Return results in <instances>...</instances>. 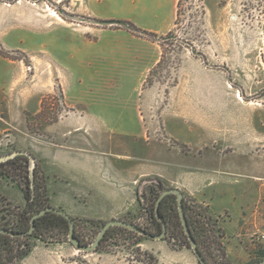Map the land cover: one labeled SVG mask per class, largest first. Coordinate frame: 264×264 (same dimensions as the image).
Instances as JSON below:
<instances>
[{
	"label": "rangeland",
	"instance_id": "rangeland-1",
	"mask_svg": "<svg viewBox=\"0 0 264 264\" xmlns=\"http://www.w3.org/2000/svg\"><path fill=\"white\" fill-rule=\"evenodd\" d=\"M24 1L40 4L41 10L54 16L56 23L47 31L55 41L48 42L45 32L34 49L14 41L19 49L7 52L13 63L0 64V97L15 99L17 104L10 112L0 110V120L6 124L0 134V156L18 150L35 155L46 177L52 208L66 212L60 209L64 206L62 197L72 195L84 210L77 219L81 220L79 231L86 245L95 241L110 220L155 232L149 211L159 191L157 181L165 189L176 188L187 169L216 178L208 192L218 210L235 211L242 200L257 197L260 186L264 188V0H179L171 34L163 42V61L149 78L150 85L145 84L149 73L138 70L125 78L115 71L114 78L125 80L112 85L114 30H129L103 18L107 7L98 8L92 4L95 0ZM0 2L11 6L18 0ZM93 13L100 18L92 17ZM116 39L122 41L119 36ZM78 55L85 58L83 63L78 62ZM200 71L221 89L191 95L188 85ZM38 85L54 86L55 91L42 95ZM31 92L37 95L32 101L18 103ZM199 94L204 101L221 102L223 110L218 116L210 109L203 117L207 123H220L227 133L220 129L207 133L200 125L175 120L185 118L184 111L191 101H200ZM48 96L41 111L40 101ZM195 110L204 108L196 104ZM244 125L250 126L255 146L239 148L235 143ZM46 156H52L47 163ZM57 156L64 159L56 162ZM15 168H0L9 176L0 175V220L12 224L25 206L22 190L28 166L18 160ZM84 168L89 169L91 180L105 184L104 204L96 199L95 189L86 190L80 182L69 179L83 175ZM187 197L206 209L216 225L215 236L222 235L218 217L197 198ZM53 235L45 242L34 236L11 237L6 242L13 249L27 243L31 249L73 250V258L68 257L72 264H146L150 259L144 253L148 251L140 245L148 243H160L172 252L191 251L180 241H136L114 232L97 251L84 253L68 243L67 235L58 231ZM262 235L264 230L251 237V250L261 247ZM217 241L222 244L220 238ZM216 245L215 241L203 248L209 263L230 264ZM24 258L11 264H24Z\"/></svg>",
	"mask_w": 264,
	"mask_h": 264
},
{
	"label": "crops",
	"instance_id": "crops-1",
	"mask_svg": "<svg viewBox=\"0 0 264 264\" xmlns=\"http://www.w3.org/2000/svg\"><path fill=\"white\" fill-rule=\"evenodd\" d=\"M83 1L84 0H81V2ZM92 4H96L98 8L101 6L107 7V15H104L103 18L109 21L124 20L125 22L134 23L142 27V29L147 30V32L155 33L157 37H160L170 31L171 24L173 23V16L175 17L177 0H95ZM92 17L100 18L99 15L96 16L94 13ZM147 21L153 24L151 26L145 25L144 23ZM55 23L56 20L54 16L49 11L41 10L40 4L32 5L24 0H18L16 4L9 6L5 2H0V48H3L6 52L17 50L19 49V45H14V41H16L19 42V44H28L27 47L34 49L39 35L41 36L44 32L48 42L53 43L55 40L50 36L47 30L54 26ZM118 36L121 37V42L117 41L116 38H118ZM157 44L156 40H149L148 38H143L140 35L133 34L123 29L114 30V43L113 46L110 47V51L113 53L112 85H117V80H125L122 78H114L116 75L115 71L117 70L121 72L123 78L129 77V75L132 76L137 70L144 75L149 73L161 60V49ZM77 57L79 63L84 62L85 58L83 56L78 55ZM91 59H95V55L93 58L91 57ZM7 61L13 63L10 59L0 56V64L7 65ZM209 78L210 77L207 76L205 72H196L192 83L188 85V92H191V95H195V93L200 92H215L218 88L220 90L221 86L213 85L208 80ZM2 79H0V83ZM33 79L35 82V76H33ZM59 84L62 88V83ZM44 87L43 85H38L37 87L42 95L51 94L55 91L54 86L50 87L47 85L46 88ZM36 96L35 93L31 92V94L27 95L24 99L20 98L18 103L23 105L28 104L29 101H32ZM201 97L203 98V96L199 94L198 98L200 101H191L189 105L187 104L189 108L187 107L188 109L183 113L184 119L175 120L200 125L207 133L216 132L218 129L221 130V133H227V129L223 131V129H225L224 126L221 125V128L219 127L220 123H207L203 117L204 114L209 113L210 109L214 110V113L218 116L221 110H223L221 102L219 100L212 101L210 99L204 101ZM196 104L203 107L204 110L196 111ZM16 105L15 99L0 97V110L10 112ZM245 121L247 122V120ZM5 125V122L0 120V134L6 130ZM244 126H242L243 129L238 130L240 135L238 139H235V143L238 144L239 148H246L251 145L255 146V143L249 136V130H251L250 126ZM216 137L217 136L213 137L214 139L212 138L213 142H215ZM201 146L202 144L198 146V148ZM51 157L52 156L49 158L47 156L45 157L46 163ZM62 159H64L63 156H57L55 158L56 162ZM183 169L186 170L185 168ZM186 171L188 174H185V176L181 178V182L179 183L180 187L178 186L176 188L182 191L185 196L197 198L198 202L209 208L211 215L218 217V230L222 232V247L228 263L247 264L251 262L257 257L258 250V247L253 250L250 249L251 246H253L251 237L261 230H264V219H262L264 214V188L260 186L258 195L254 200L251 198L242 200L236 205L235 211L228 208L218 210L216 208V202L213 199V194L208 192V190L215 185L217 181L215 180L216 178H214L213 175H195V173H197L195 170L187 169ZM82 174L83 175L77 177L76 175H71L69 177L66 174L64 176H68L72 182H80L84 185L86 190L95 189L96 192H93V194L96 199L104 204L105 184H102L100 181L94 182L91 180L89 169L84 168ZM201 189L204 190L205 195H202ZM61 201L64 206L60 209L65 210V213L71 218H77L83 215L84 210L77 205L78 200L74 196L62 197ZM224 213L226 216L220 218ZM261 244V248H264V238ZM140 247L156 258V264H198L194 254L188 250L182 249L178 252H172L168 250L166 246L160 245V243L158 245H155V243L141 244ZM55 250L58 251L55 247L51 249L33 246L22 263L72 264L69 258H73V250L69 252L67 249L65 252H55ZM118 264L127 263L121 261Z\"/></svg>",
	"mask_w": 264,
	"mask_h": 264
},
{
	"label": "trees",
	"instance_id": "trees-1",
	"mask_svg": "<svg viewBox=\"0 0 264 264\" xmlns=\"http://www.w3.org/2000/svg\"><path fill=\"white\" fill-rule=\"evenodd\" d=\"M178 3L179 0H177L176 8L178 9ZM115 23H118L120 26L126 27L130 32H135L139 34L140 36H144L146 38H150L152 40H156L158 43L157 45L161 49V60L158 62L157 65H155L149 72L148 77L145 79V84L150 85L151 82L149 81L150 77L153 75V73L159 68L161 61H163L164 53H163V42L167 40V37L170 36L171 31L166 33L163 36L157 37L155 33L147 32L140 30L136 25L130 22H125L124 20H117ZM0 56L8 58L10 54H8L6 51L0 49ZM49 98L45 97L41 102V111L44 107V104L46 100ZM40 111V112H41ZM20 160L23 161L28 166V171L26 175L24 176L25 180V188L22 190L23 197L25 199V206L21 209L18 221L16 223H9L7 220H0V229L1 230H7L11 231L13 234H18V236H9L5 234L0 233V264H11L15 259L20 260L27 256L31 250V247L29 244L25 243L23 248L16 247V249H13L12 247H9L6 240L10 239L11 237L14 239H19L23 237H30L34 236V238L39 239L42 242H45L49 237H53V232L58 231L60 234L67 235L69 234V226L68 221L57 214H54L52 212H46L43 216L40 218L34 220L33 223V231L30 235L23 236V234L27 233V231L31 227V220L33 215H36L41 210L51 207L52 205L49 202V197L47 195V186H46V177L43 175L44 173L41 171V168L39 164L36 161V167L34 168V174H33V184L34 189L32 188V183L30 181L29 177V165L28 160L24 156H16L13 159L5 162L0 163V168L3 169H12L15 170V164L16 162ZM0 175L8 176V174L4 172H0ZM156 188H158V193L154 195V198L152 200L151 204V210L149 211V219L151 221V227L155 232H151L149 228L147 227H140L137 225V227L150 232L152 235H157L161 233V227L162 224L156 219L155 217V210H156V202L159 197V195L166 190L162 183L157 181ZM151 191L154 192L153 187L151 186ZM183 207H184V213L185 218L188 224L189 232L193 238V240L197 243V248L200 253V255L205 259L207 264L209 263V260L206 256V252L203 248H208L211 243L217 242V249L220 250L221 256L223 259L225 258L224 251L221 250V243H219L217 240L220 238L222 239V235L215 236L214 232L216 229V225L212 223V218L206 213V209L203 208L200 204L195 203L194 201L190 200L185 194H183ZM178 206L176 202V197L174 195H166L159 204L158 208V214L163 220L165 221L167 227H166V237L163 239L167 240H174V241H180L181 246H184L188 249L189 242L184 235V232L182 230L181 222L178 216ZM72 221L74 223V237L77 238L80 242V244H85L84 237L80 234V221L77 218H72ZM89 223L94 224L95 221H89ZM219 231V230H218ZM114 232H118L121 234H124L125 236L134 237L136 241L140 240L141 238H144L142 236H139L138 234H135L133 231H129L127 229L118 228V226H113L109 228L102 239V241L99 243L98 247L95 251H97L100 248V245H102L104 242H106L108 239L112 237V234ZM139 242H136L135 245H138ZM91 244V243H90ZM88 244V245H90ZM145 255L149 257L150 260L146 262V264H156V258H154L150 253L145 252ZM264 260V248L258 247L257 250V257L253 259L251 262L247 264H254L260 261ZM199 264V263H198Z\"/></svg>",
	"mask_w": 264,
	"mask_h": 264
},
{
	"label": "water",
	"instance_id": "water-1",
	"mask_svg": "<svg viewBox=\"0 0 264 264\" xmlns=\"http://www.w3.org/2000/svg\"><path fill=\"white\" fill-rule=\"evenodd\" d=\"M16 156H24L25 158H27L28 160V165H29V177H30V181H31V185L32 188L34 189V184H33V174H34V168L36 167V159H35V155L27 152V151H15L11 154H8L7 156H0V163H5L11 159H13ZM166 195H174L176 197V202H177V206H178V216L181 222V226H182V230L184 232V235L186 236L188 242H189V247L191 252L194 254V256L197 259V262L199 264H207L206 260L203 259V257L200 255L198 248H197V243L193 240L190 232H189V227L185 218V213H184V207H183V192L180 191L177 188H173V189H166L164 190L158 197L157 202H156V210H155V217L156 219L162 224L161 227V233L157 234V235H152L150 232H147L139 227H137V225H134V223H130L127 221H123V220H110L108 222L105 223V225L102 226V228L100 229L96 239L94 242H92L90 245H84V244H80L79 240L77 238L74 237V223L72 221V218L65 212L56 209V208H52L51 207H47L43 210H41L39 213H37L36 215H33L32 220H31V227L30 229L27 231V233L23 234V236L26 235H30L33 231V223L34 220L40 218L41 216H43L46 212H52L54 214H57L61 217H64L67 221H68V226H69V234H68V243L77 251L79 252H84V253H91L94 252L96 250V248L98 247L99 243L102 241V239L104 238L107 230L113 226H118V228H123V229H127L129 231H133L135 234H138L139 236H142L144 238L150 239L151 241H161L166 237V223L163 220V218H161L158 214V208H159V204L160 201L166 196ZM0 233L1 234H5V235H9V236H18L20 237V235L18 234H13L11 231H7V230H1L0 229ZM254 264H264V260L254 263Z\"/></svg>",
	"mask_w": 264,
	"mask_h": 264
},
{
	"label": "built area",
	"instance_id": "built-area-1",
	"mask_svg": "<svg viewBox=\"0 0 264 264\" xmlns=\"http://www.w3.org/2000/svg\"><path fill=\"white\" fill-rule=\"evenodd\" d=\"M263 238H264V236L262 235V236H261V239H263Z\"/></svg>",
	"mask_w": 264,
	"mask_h": 264
}]
</instances>
